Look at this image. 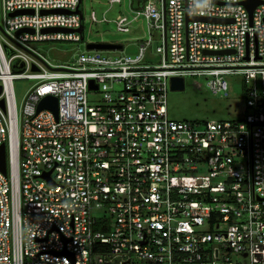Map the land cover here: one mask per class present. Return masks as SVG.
Masks as SVG:
<instances>
[{"label": "built area", "instance_id": "2783aa9c", "mask_svg": "<svg viewBox=\"0 0 264 264\" xmlns=\"http://www.w3.org/2000/svg\"><path fill=\"white\" fill-rule=\"evenodd\" d=\"M244 1L165 0L164 11V0H129L134 15L113 20L92 10L120 32L143 17L139 52L87 49L54 64L33 45L84 40L82 0H0V264H258L264 0L252 15ZM58 9L68 12H45ZM154 45L160 63H143ZM230 75L242 77V118L169 117L172 77L205 76L228 95ZM23 79L33 84L19 107ZM49 94L58 117L38 111Z\"/></svg>", "mask_w": 264, "mask_h": 264}, {"label": "rangeland", "instance_id": "374dc122", "mask_svg": "<svg viewBox=\"0 0 264 264\" xmlns=\"http://www.w3.org/2000/svg\"><path fill=\"white\" fill-rule=\"evenodd\" d=\"M82 14L84 16V40L71 41H47L35 43L33 46L43 53L54 64L72 63L82 52H88L86 43L89 41H110L124 45L122 50L103 51L104 54L120 56L124 54L136 55L139 45L145 41L148 34L145 19L139 18L132 25L130 32H120L113 22H92L89 15L96 11L99 18L105 15L113 20L118 14H132L129 10V0H122L111 6L109 0H82ZM1 22V13H0ZM0 37H6L0 29ZM156 40V39H155ZM160 44V34L158 33ZM155 45L148 47L143 63H160L161 57L156 53ZM228 80V95L215 94L207 85L205 76H186L183 90H169L168 111L169 117L176 120H226L242 118L246 114V98L242 90V77L230 75ZM15 91L18 106L33 84L32 80L23 79L15 81ZM94 98L95 95H93ZM245 194V193H244ZM244 264H250L249 257H241ZM255 260L258 264H264V245H258L255 252Z\"/></svg>", "mask_w": 264, "mask_h": 264}, {"label": "water", "instance_id": "95a60500", "mask_svg": "<svg viewBox=\"0 0 264 264\" xmlns=\"http://www.w3.org/2000/svg\"><path fill=\"white\" fill-rule=\"evenodd\" d=\"M259 3V0H246L244 1L245 6L248 8L250 15H252V12L256 5ZM164 11H165V0H164ZM24 12H33V10H18L15 12H12L11 14H18V13H24ZM45 12H68L66 10H50V11H45ZM79 13H82L79 9L76 11ZM24 29H20L18 32L23 31ZM49 30V29H46ZM78 32L82 33L83 32V25H81L79 28L76 29ZM86 48L89 50H103V51H111V50H122L124 49V45L122 43H115V42H110V41H89L86 44ZM12 53V50L8 49V55ZM17 60L13 62V66L15 69L19 70L22 67H16ZM91 87H97V85L93 84V81H91ZM185 88V79L183 77H172L171 78V90H183ZM1 90V89H0ZM2 102V101H1ZM3 103V102H2ZM43 108H48L52 110L55 115L58 117V99L57 97L53 95H46L44 96L39 105H38V111L43 109ZM0 169L4 174H7V153H6V145L5 143H2L0 145ZM47 178L50 180V172L45 174Z\"/></svg>", "mask_w": 264, "mask_h": 264}, {"label": "trees", "instance_id": "16d2710c", "mask_svg": "<svg viewBox=\"0 0 264 264\" xmlns=\"http://www.w3.org/2000/svg\"><path fill=\"white\" fill-rule=\"evenodd\" d=\"M140 1L141 0H131V5L134 9H139L140 8ZM82 10V9H81Z\"/></svg>", "mask_w": 264, "mask_h": 264}, {"label": "crops", "instance_id": "0c3cea01", "mask_svg": "<svg viewBox=\"0 0 264 264\" xmlns=\"http://www.w3.org/2000/svg\"><path fill=\"white\" fill-rule=\"evenodd\" d=\"M81 4H82V2H81ZM80 10H81V5H80ZM81 12H82V10H81ZM118 15H119V14H118ZM82 25H83V32H82V34L84 35V30H85V27H84V22H83V24H82ZM87 43H88V42H87ZM87 43H86V44H87ZM115 43H118V42H115Z\"/></svg>", "mask_w": 264, "mask_h": 264}]
</instances>
